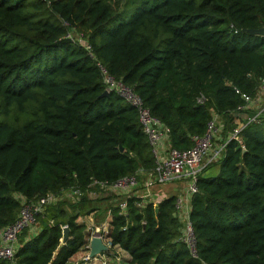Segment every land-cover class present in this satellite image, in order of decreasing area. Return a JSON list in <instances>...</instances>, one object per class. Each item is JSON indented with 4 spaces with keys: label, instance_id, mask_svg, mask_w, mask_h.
Instances as JSON below:
<instances>
[{
    "label": "trees",
    "instance_id": "1",
    "mask_svg": "<svg viewBox=\"0 0 264 264\" xmlns=\"http://www.w3.org/2000/svg\"><path fill=\"white\" fill-rule=\"evenodd\" d=\"M63 20L163 121L177 149L204 133L212 111L233 126L242 94L254 95L264 76V35L244 31L264 27V0H0L1 226L15 221L18 196L86 192L93 180L154 166L136 108L114 91L102 95L100 70L65 38ZM242 135L244 150L231 140L217 174L198 178L190 210L197 258L180 240L174 195L144 206L131 197L108 222L124 264H264V115ZM64 211L48 213L52 223L31 237L24 230L13 262L0 264H66L87 232Z\"/></svg>",
    "mask_w": 264,
    "mask_h": 264
},
{
    "label": "built area",
    "instance_id": "2",
    "mask_svg": "<svg viewBox=\"0 0 264 264\" xmlns=\"http://www.w3.org/2000/svg\"><path fill=\"white\" fill-rule=\"evenodd\" d=\"M62 24L66 28L65 38L82 45L89 57L95 61L102 74L105 90L114 91L136 108L142 131L147 137L154 158V166L149 170L138 169L133 175L123 176L111 183L93 180L86 192L69 187L58 193L49 192L33 201H27L23 196H18L21 207L15 221L5 226L0 225V259L13 262L15 252L20 245L19 235L35 224L36 219L45 213L47 207L70 197H73V201L82 196L97 199L101 191L122 196L118 206L124 214L127 208V198H138L136 205L144 206L146 203L156 204L163 198L174 195V216L181 223L180 240L187 246L191 256L197 258L190 210L192 195L198 190V178L204 176L203 172L208 167L222 160L231 140L236 141L241 150L245 149L243 130L252 123H259L264 115V76L254 95L242 94L243 104L237 106L233 113V126L227 127L221 115L212 111L204 133L191 137V147L177 149L171 146L168 129L163 121L144 106L142 99L130 87L114 79L107 72L105 67L96 60L91 45L82 34L68 22L63 20ZM204 101L205 98L202 95L196 98L198 104ZM168 189L171 190V194H167ZM109 216L111 218L110 212ZM49 222L52 223V220ZM108 222L91 230L92 233L83 247L85 254L81 259L82 264L101 260L103 254L109 255L114 248L122 250L118 245H112L108 236ZM64 226L62 225L61 228ZM93 236L100 237L107 250L90 257L89 242Z\"/></svg>",
    "mask_w": 264,
    "mask_h": 264
},
{
    "label": "rangeland",
    "instance_id": "3",
    "mask_svg": "<svg viewBox=\"0 0 264 264\" xmlns=\"http://www.w3.org/2000/svg\"><path fill=\"white\" fill-rule=\"evenodd\" d=\"M123 3L124 0H118V5H122ZM113 21H115V19ZM218 165L219 163L211 165L203 172V175L204 176L216 175L218 172ZM171 190L169 189L166 190L167 194H171L170 192ZM122 198H123L122 196H119L117 194L101 191L97 199L94 198L89 199L87 196H82L80 199L73 201V197H70V198L62 199L54 208L56 209L63 208L65 210L64 212H66L67 215L76 214L77 216L76 221L85 224V230L87 232L86 238H88L91 235L92 233L91 230L94 227H99L100 225L102 226L109 221L110 219L109 212L111 214L113 207L119 204ZM47 208L44 214L47 215L48 213L49 214L55 213L56 209L52 208L48 210ZM46 215L43 217L39 216L36 219L35 224L25 229L24 233L26 234V237H31L32 236L31 234L37 232L44 225L43 222L48 221L46 220V217L48 218V215L47 216ZM84 254H85V250L82 248L76 254H74L67 261L66 264H82L81 259ZM103 255L104 256L101 258V260L94 261L93 263L90 264H124V259L128 257V255L123 250H120L118 248L112 249L109 255L107 254H103Z\"/></svg>",
    "mask_w": 264,
    "mask_h": 264
},
{
    "label": "water",
    "instance_id": "4",
    "mask_svg": "<svg viewBox=\"0 0 264 264\" xmlns=\"http://www.w3.org/2000/svg\"><path fill=\"white\" fill-rule=\"evenodd\" d=\"M245 32L250 34H258V35H264V27L258 28V29H244ZM107 91L104 90L102 95H106ZM69 235V228L67 225H65L62 228V242H65ZM107 250V247L103 244L100 237L93 236L90 239L89 242V256L94 257L96 255H99L101 253H104Z\"/></svg>",
    "mask_w": 264,
    "mask_h": 264
},
{
    "label": "crops",
    "instance_id": "5",
    "mask_svg": "<svg viewBox=\"0 0 264 264\" xmlns=\"http://www.w3.org/2000/svg\"><path fill=\"white\" fill-rule=\"evenodd\" d=\"M31 233H32V232H31ZM31 233H30V234H31ZM31 235H33V234H31Z\"/></svg>",
    "mask_w": 264,
    "mask_h": 264
}]
</instances>
